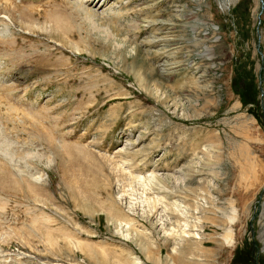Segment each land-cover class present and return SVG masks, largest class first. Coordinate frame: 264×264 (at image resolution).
Wrapping results in <instances>:
<instances>
[{
	"label": "rangeland",
	"instance_id": "1",
	"mask_svg": "<svg viewBox=\"0 0 264 264\" xmlns=\"http://www.w3.org/2000/svg\"><path fill=\"white\" fill-rule=\"evenodd\" d=\"M0 264H264V0H0Z\"/></svg>",
	"mask_w": 264,
	"mask_h": 264
}]
</instances>
